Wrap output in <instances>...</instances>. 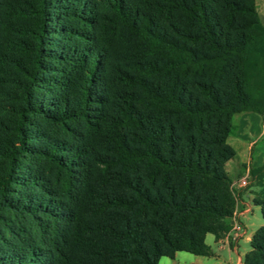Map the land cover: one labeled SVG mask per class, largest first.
<instances>
[{"label": "trees", "instance_id": "16d2710c", "mask_svg": "<svg viewBox=\"0 0 264 264\" xmlns=\"http://www.w3.org/2000/svg\"><path fill=\"white\" fill-rule=\"evenodd\" d=\"M260 34L256 0H0V264L212 257Z\"/></svg>", "mask_w": 264, "mask_h": 264}, {"label": "rangeland", "instance_id": "374dc122", "mask_svg": "<svg viewBox=\"0 0 264 264\" xmlns=\"http://www.w3.org/2000/svg\"><path fill=\"white\" fill-rule=\"evenodd\" d=\"M261 34L251 37L244 52V77L246 79V100L238 114L233 117L232 130L227 143L236 156L226 163V172L237 202H242L247 214L239 221V213L230 221L231 229L220 240L207 234L205 243L213 252L212 257H201L186 252H177L173 259L162 257L158 264H235L238 257L243 260L249 250L246 236L263 225L260 208L254 204L264 197V171L251 173L264 165V0H256ZM235 205V209H236ZM235 212V211H234ZM243 225V226H242ZM231 249L236 247V252Z\"/></svg>", "mask_w": 264, "mask_h": 264}, {"label": "crops", "instance_id": "0c3cea01", "mask_svg": "<svg viewBox=\"0 0 264 264\" xmlns=\"http://www.w3.org/2000/svg\"><path fill=\"white\" fill-rule=\"evenodd\" d=\"M241 204H242V202L240 201V202H237V205H236V209H235V212H234V214L235 215H237V213H239V216L237 217V218H239V221L241 222V224H242V220L244 219V218H246V216H247V214L248 213H250V212H248V213H246V211H244L243 210V208H241ZM234 219V218H233ZM243 226V225H242ZM257 229V228H256ZM255 229V230H256ZM255 230L248 236H246V230H243V237H244V240H245V242H247V243H249V241H250V238H251V236L253 235V233L255 232ZM222 246H225V245H227V244H221ZM228 247H229V245H227ZM230 248V247H229ZM230 250H232V252H236V247L234 248V249H231L230 248ZM246 253V252H245ZM176 254V253H175ZM175 256V255H174ZM201 257H203V256H201ZM235 264H243V260L241 259V258H239L238 257V259H237V262L235 263Z\"/></svg>", "mask_w": 264, "mask_h": 264}]
</instances>
